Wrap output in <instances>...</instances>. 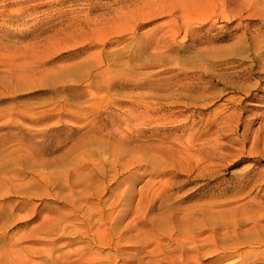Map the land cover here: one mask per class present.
<instances>
[{
	"label": "rangeland",
	"instance_id": "374dc122",
	"mask_svg": "<svg viewBox=\"0 0 264 264\" xmlns=\"http://www.w3.org/2000/svg\"><path fill=\"white\" fill-rule=\"evenodd\" d=\"M0 264H264V0H0Z\"/></svg>",
	"mask_w": 264,
	"mask_h": 264
}]
</instances>
